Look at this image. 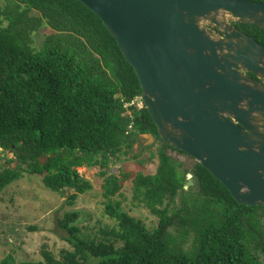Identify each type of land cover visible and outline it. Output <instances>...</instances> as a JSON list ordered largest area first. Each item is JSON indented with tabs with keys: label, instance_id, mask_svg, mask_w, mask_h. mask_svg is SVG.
Listing matches in <instances>:
<instances>
[{
	"label": "trees",
	"instance_id": "trees-1",
	"mask_svg": "<svg viewBox=\"0 0 264 264\" xmlns=\"http://www.w3.org/2000/svg\"><path fill=\"white\" fill-rule=\"evenodd\" d=\"M233 24L264 44V28ZM42 26L49 30L36 46ZM140 94L116 40L79 0H0V148L13 153L0 168V193L28 173L53 192L72 191L73 204L92 187L77 169L95 168L113 220L88 237L66 211L58 223L70 249L55 257L42 246L35 261L8 253L0 264H264V206L239 203L199 162L187 169L174 160L169 149L185 153L160 139L144 104L125 106ZM144 133L161 143L154 173H112ZM126 180L157 218L152 229L112 201Z\"/></svg>",
	"mask_w": 264,
	"mask_h": 264
},
{
	"label": "water",
	"instance_id": "water-1",
	"mask_svg": "<svg viewBox=\"0 0 264 264\" xmlns=\"http://www.w3.org/2000/svg\"><path fill=\"white\" fill-rule=\"evenodd\" d=\"M79 1L132 66L160 139L199 162L239 203L264 206V44L232 23L264 28V2Z\"/></svg>",
	"mask_w": 264,
	"mask_h": 264
},
{
	"label": "rangeland",
	"instance_id": "rangeland-1",
	"mask_svg": "<svg viewBox=\"0 0 264 264\" xmlns=\"http://www.w3.org/2000/svg\"><path fill=\"white\" fill-rule=\"evenodd\" d=\"M49 29L42 26L34 36V43L39 46L43 35ZM161 146L156 139L148 140L140 135L131 152L121 156V160L111 166V172L154 173L157 165L155 156ZM173 159L191 169L194 159L186 154L168 150ZM134 155V157H133ZM13 158V153L0 148V168L6 159ZM179 163V164H180ZM15 164L12 163L11 166ZM26 168V166H24ZM78 172L91 182V189L79 194L73 204L66 201L68 193L53 192L41 183L40 175L23 173L22 176L7 185L0 193V259L11 253L17 261H35L42 259V246L55 257L62 249H70L69 234L58 220L66 211H75L78 218L74 224L79 234L88 237H100V229L112 225L113 220L104 213L102 196V178L95 168L79 167ZM130 216L140 220L148 229H152L157 218L149 213L141 203L133 198L130 180L122 181L118 195L112 198Z\"/></svg>",
	"mask_w": 264,
	"mask_h": 264
},
{
	"label": "flooded vegetation",
	"instance_id": "flooded-vegetation-1",
	"mask_svg": "<svg viewBox=\"0 0 264 264\" xmlns=\"http://www.w3.org/2000/svg\"><path fill=\"white\" fill-rule=\"evenodd\" d=\"M244 72V74L247 76V77H249V78H255V79H257V76H255L254 74H252L251 72H247V71H243Z\"/></svg>",
	"mask_w": 264,
	"mask_h": 264
},
{
	"label": "built area",
	"instance_id": "built-area-1",
	"mask_svg": "<svg viewBox=\"0 0 264 264\" xmlns=\"http://www.w3.org/2000/svg\"><path fill=\"white\" fill-rule=\"evenodd\" d=\"M140 101V103H142V101H141V99H140V97H136L135 99H133L130 103H127V104H125V106H129V105H131V104H134L135 103V101Z\"/></svg>",
	"mask_w": 264,
	"mask_h": 264
},
{
	"label": "clouds",
	"instance_id": "clouds-1",
	"mask_svg": "<svg viewBox=\"0 0 264 264\" xmlns=\"http://www.w3.org/2000/svg\"><path fill=\"white\" fill-rule=\"evenodd\" d=\"M233 22H234V21H233ZM233 22H232V23H233ZM142 103H143V102H142Z\"/></svg>",
	"mask_w": 264,
	"mask_h": 264
}]
</instances>
